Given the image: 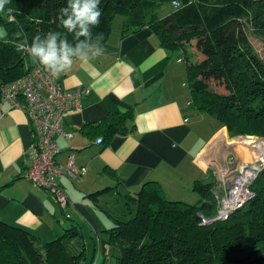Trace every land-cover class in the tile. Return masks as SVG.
Here are the masks:
<instances>
[{"label": "trees", "instance_id": "1", "mask_svg": "<svg viewBox=\"0 0 264 264\" xmlns=\"http://www.w3.org/2000/svg\"><path fill=\"white\" fill-rule=\"evenodd\" d=\"M173 0H100V24L93 37L107 39L117 15L122 34L147 26L160 44L179 50L186 64L191 101L225 126L230 135L264 136V60L248 39L264 43V0H175L179 6L158 17L160 5ZM68 0H9L0 12V89L25 75L34 63L16 43L48 32L73 34L58 19ZM11 8L12 11L8 12ZM224 86L215 90L211 84ZM1 97V96H0ZM132 106L122 101L101 121L88 125L101 142L125 133ZM215 181L196 180V203L166 198L155 181H147L127 205L132 217L116 220L102 240L118 249L113 264H264V167L250 188L254 196L226 220L201 224L199 214L216 209ZM101 243V242H100ZM45 251V259L41 250ZM61 252L62 260L53 261ZM86 257L81 231L72 226L60 236L40 241L19 227L0 221V264H80Z\"/></svg>", "mask_w": 264, "mask_h": 264}, {"label": "crops", "instance_id": "2", "mask_svg": "<svg viewBox=\"0 0 264 264\" xmlns=\"http://www.w3.org/2000/svg\"><path fill=\"white\" fill-rule=\"evenodd\" d=\"M123 21L122 15L113 21L101 57L76 61L56 78L64 89L84 91L81 109L63 121V131L71 136L56 137L55 162L66 166L71 156L79 170L57 178L65 205L24 177L32 128L21 109L0 97V221L40 241L76 226L86 244L80 264H110V249L102 240L116 220L132 217L127 199L145 182H157L168 199L196 203L193 184L208 182L211 145L226 129L193 105L181 52L163 47L147 26L123 35ZM122 101L132 106L127 131L97 142L101 133L88 125L103 120Z\"/></svg>", "mask_w": 264, "mask_h": 264}, {"label": "built area", "instance_id": "3", "mask_svg": "<svg viewBox=\"0 0 264 264\" xmlns=\"http://www.w3.org/2000/svg\"><path fill=\"white\" fill-rule=\"evenodd\" d=\"M172 5L177 7L179 3L173 0ZM82 92L84 91L81 89L62 88L56 78L51 77L37 63H33L25 75L0 89L1 98L7 100L12 107L21 109L32 128V141L28 149L24 177L53 194L61 205H65L67 199L57 178L63 173L75 176L79 170L74 166L71 156L66 166L55 162V156L59 152L56 137L71 136L63 131L62 125L67 114L81 109ZM251 141L250 149L255 155L250 161L231 157L223 166V172L213 189L217 199L215 212L209 217L199 214L202 224L228 219L234 211L253 198L254 192L250 186L261 169L259 161L264 160V146L253 138ZM97 142H101L100 137ZM257 145H260V148H257ZM81 171L84 172L85 168Z\"/></svg>", "mask_w": 264, "mask_h": 264}, {"label": "clouds", "instance_id": "4", "mask_svg": "<svg viewBox=\"0 0 264 264\" xmlns=\"http://www.w3.org/2000/svg\"><path fill=\"white\" fill-rule=\"evenodd\" d=\"M9 0H0V12H3ZM100 0H68L59 10L58 19L68 33L73 34L75 43H70L60 32H48L35 35L31 42L24 35L16 43L18 52L26 53L53 78H59L70 71L76 61L89 62L101 57L105 49L102 37H93L92 28L100 24L102 15ZM12 9L9 8L8 12Z\"/></svg>", "mask_w": 264, "mask_h": 264}, {"label": "rangeland", "instance_id": "5", "mask_svg": "<svg viewBox=\"0 0 264 264\" xmlns=\"http://www.w3.org/2000/svg\"><path fill=\"white\" fill-rule=\"evenodd\" d=\"M173 8V5H172V1H167V2H164L160 5V7L156 10V15L158 17H161L163 15H165L167 12H169L171 9ZM121 17V15H117L114 19V21L116 19H119ZM6 34V30L0 26V36L3 37L5 36ZM248 35V39L249 41L251 42V44L253 45V47L255 48L256 52L258 53V55L260 56V58L262 60H264V43H262V41L258 38H256L254 35H252L250 32L247 33ZM211 86L219 91V92H223L225 91L224 89V86H222L221 84L219 85L218 83H213L211 84ZM222 132H225V134L223 135V137L218 141L219 139V136ZM222 132L220 133H217V135L215 136V139L211 145V159L210 162L211 163V166L209 167L211 170L213 171H209L207 176H206V180H208V182L212 181V179L214 178V181L216 182L217 179L220 178L221 176V170H223V166L225 164H227V161L229 158H238V157H241L242 160L244 161H250L252 159V156L250 157V155L252 154V152L250 151L251 149L249 148L251 145H249V143H247L245 140L248 136H250L251 138H253L254 141H260V145L264 146V136H256V135H230L227 128L225 130H223ZM225 137V138H224ZM249 137V138H250ZM226 139V140H225ZM227 141V144L229 142H231V145L236 148V151H232L230 146L231 145H227L226 144V147L225 149L221 146V144H224L225 141ZM250 140V139H249ZM233 142V143H232ZM246 143V144H243V143ZM216 143L213 147V144ZM216 146V147H215ZM222 149H221V147ZM238 146V147H237ZM240 146V147H239ZM249 146V147H248ZM213 147V148H212ZM245 147H248V150H246ZM247 151V153L249 152V159H246L244 158L242 152L244 151V149ZM250 149V150H249ZM246 159V160H245ZM259 163L262 165H260V168L264 167V160L262 161H259ZM219 181V180H218ZM217 183H215V187H216ZM216 204H217V199H216ZM128 216V215H127ZM126 216V217H127ZM212 216V215H211ZM125 217V218H126ZM206 217V216H205ZM209 217V216H208ZM214 222V221H213ZM201 223V221H200ZM212 223V222H211ZM202 224V223H201ZM209 224V223H208ZM107 248L110 249V252H109V256H107V262L110 263V264H113L114 263V259L115 257L118 255V249L117 248H111L109 246H107ZM97 249V247H96ZM41 253H42V258L45 259V251H43V249L41 250ZM62 257H63V254H61V252H57V254L55 255V257L53 258V261H59V260H62ZM91 257V256H89ZM91 260V258L89 259Z\"/></svg>", "mask_w": 264, "mask_h": 264}, {"label": "bare ground", "instance_id": "6", "mask_svg": "<svg viewBox=\"0 0 264 264\" xmlns=\"http://www.w3.org/2000/svg\"><path fill=\"white\" fill-rule=\"evenodd\" d=\"M250 139V140H249ZM247 143H251L252 141H251V137L249 138H246V140H245ZM233 143V142H232ZM243 144H246L245 142L243 143ZM227 145H231V142H229ZM246 145H248V144H246ZM238 147V146H237ZM240 147V146H239ZM249 147V146H248ZM248 147H245L246 148V150H248ZM230 148H231V150L232 151H236V148H234L232 145L230 146ZM245 148H243L244 149V151L242 152V154L244 155L243 157L244 158H246V159H249L251 156H254L255 154H254V152H252L250 149V151L252 152V154L250 155V157H249V152L247 153V151L245 150ZM250 148V147H249ZM257 148H260V145H257ZM243 159V158H242ZM245 159V160H246ZM247 161V160H246Z\"/></svg>", "mask_w": 264, "mask_h": 264}, {"label": "water", "instance_id": "7", "mask_svg": "<svg viewBox=\"0 0 264 264\" xmlns=\"http://www.w3.org/2000/svg\"><path fill=\"white\" fill-rule=\"evenodd\" d=\"M248 137H250V136H248ZM248 137H247V138H248ZM251 139H252V138H251ZM210 163H211V162H210ZM210 163H209V164H210Z\"/></svg>", "mask_w": 264, "mask_h": 264}]
</instances>
